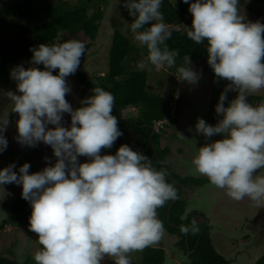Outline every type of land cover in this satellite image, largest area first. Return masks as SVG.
I'll list each match as a JSON object with an SVG mask.
<instances>
[{
    "label": "clouds",
    "instance_id": "9594fccd",
    "mask_svg": "<svg viewBox=\"0 0 264 264\" xmlns=\"http://www.w3.org/2000/svg\"><path fill=\"white\" fill-rule=\"evenodd\" d=\"M162 3L125 0L123 5L134 17L133 42L148 51L138 65L142 71L176 64L178 52L166 43L172 32L163 22ZM183 3L190 4L193 17L187 37L199 45L206 41L208 65L217 79L230 82L215 108L216 125L202 118L195 125V132L206 141L217 135L223 139L199 147L192 164L232 200L248 198L256 207H264V175L259 174L264 170V103L254 106L247 99L264 90V24L245 22L239 13L240 0ZM30 51L32 67L16 66L10 73L17 82L16 92L2 95L19 117L14 139L22 146H50L56 162L33 174L29 163L18 173L13 163L0 170V186H22V199L30 203V231L38 235L41 245L34 254L35 264H102L105 257L113 258L114 264H131V253L162 239L164 226L157 210L175 201L177 190L166 171H157L145 154L127 144L115 155L101 154L123 135L110 92L93 89L94 94L77 109L66 100L71 93L66 78L77 72L86 54L83 41L40 44ZM178 73L179 81L190 85L201 78L190 64L179 67ZM229 92H236V98L228 101ZM66 113L70 127L62 123ZM8 116L7 111L0 115V153L8 147ZM80 157L87 162L81 163ZM45 160L51 164L49 158ZM180 231L195 233L199 227L193 221Z\"/></svg>",
    "mask_w": 264,
    "mask_h": 264
},
{
    "label": "rangeland",
    "instance_id": "374dc122",
    "mask_svg": "<svg viewBox=\"0 0 264 264\" xmlns=\"http://www.w3.org/2000/svg\"><path fill=\"white\" fill-rule=\"evenodd\" d=\"M56 1L37 0L36 4L31 6L30 9L20 14L15 10V0H0V13L4 19V24L0 27V39L3 42H9L18 34L34 31L36 27L47 23L49 16L45 9L48 5ZM66 1H70L73 4H80L87 0ZM92 1L98 6H101L104 14L100 19L97 40L94 42L87 40L86 42L91 45V49L83 59L82 66L90 78H98L106 76L110 72V48L114 32L118 31L133 40V34L131 32L132 17L118 0ZM170 1L173 4L183 3V0ZM260 1L240 0L238 6L239 13L245 22L255 23L259 21L264 24V4ZM251 8L255 9L252 13ZM91 14H93V11H90ZM188 17V21L193 20L192 15ZM176 29L181 30V27ZM67 40V38H62L58 43ZM135 45L140 49L141 58L136 67L128 68L129 73L142 71L138 65L148 55L145 47H141L137 43ZM129 64L130 62L127 60L126 65ZM184 64L187 67L190 63L185 61ZM18 65H23L25 68L32 67L30 62L24 65V60L19 59L17 63L10 66L8 82H5L6 84L4 82H2L4 84H0V115H3L7 111L10 121L5 133L8 140V147L3 153H0V170L14 163L16 164V169L14 170L18 173L19 167L25 163H29L31 165L29 174H33L42 171L45 167L54 166L56 158L52 148L48 145L40 143L36 147L22 146L14 139L18 135L17 120L19 117L18 114L10 111V102L2 94L4 93L3 90L6 92H16L17 82L11 79L10 73ZM178 66L179 64L176 63L173 67L165 66L160 69L153 67L151 71H144H147L149 74L148 91L162 97L167 102V117L164 122L157 123L154 128L156 131H164V137L165 139L166 137L168 138L166 141L172 148L166 146V143L161 138H158L157 147L159 153L162 154L161 158L164 160V156L168 154L177 155L174 160L172 158L169 160L171 163L174 161V165L176 164L175 161H177L180 164L178 167H185L188 170V174L186 172L185 174H181L175 171V174H172L180 180L184 179L185 183L191 178L190 180L194 184H197L195 183L197 180L201 183L206 180H204L205 178L200 179V175H193L191 170L194 168V165L192 161L188 160L186 150L188 147H191L193 151L199 149L197 144L199 141L195 137H192V132L195 131L198 118L204 119L208 124L213 126L218 122L219 117L216 114L215 108L226 86L221 85L216 76L207 74L192 64H190V67L198 74H201L199 82L196 85L181 82L179 81V73L176 71ZM38 67L44 70L43 65H39ZM66 80L71 88V93L66 95V100L71 104L73 109L82 107V101L84 100L82 97L83 86L74 76H69ZM16 94L19 95L20 93L17 92ZM236 96V92H229L228 101L235 99ZM201 99L204 101V104H202ZM247 99L254 106L259 102H264V90L248 95ZM198 101L202 102L201 105L203 107L199 106ZM225 106H228V102L225 103ZM198 108L201 109L198 110ZM122 117L137 120L139 111L138 109L129 108L122 113ZM62 123L63 126L70 127L71 117L69 114H64ZM49 127L54 128L52 125ZM181 134L184 135V138H181ZM221 139L223 137L217 135L209 141L215 142ZM101 154L111 155L107 149H102ZM46 157L49 158L51 164L46 162ZM178 157H182L183 159H179ZM79 160L81 163L87 162L86 157H80ZM160 164L163 165L164 163L160 162ZM193 178L195 179L192 180ZM21 194L22 186L16 184L0 186V226L4 222L8 223L4 229L0 228V255L9 259L24 261L29 256L34 255L41 247L37 242L38 235L30 231V224L25 225L17 221L14 223L12 219L9 205L13 201L22 198ZM187 199L189 206L185 210L186 214L195 211L202 215L201 217H198L200 216L198 215L197 220L208 221V224L211 226V245L220 257L226 259L228 264H256L260 258L264 257V241L260 242L257 247L245 251L247 247H250L254 243L255 233H251L249 229L253 228L252 220L256 215L257 209L262 207H256L253 202H250L246 198L242 201H234L227 195L219 197V195H213V193L209 192H205L204 194L197 193L196 195L191 193ZM170 206L172 207V205ZM245 214L248 216L249 221L242 218ZM260 214L262 216L264 215V209L261 210ZM204 215L206 216L204 217ZM158 219H160L159 215ZM178 241L177 235H171L164 228L162 239L152 247L162 248L166 251L168 256L166 264H185L188 258L184 251L177 246ZM142 252L139 251L130 254L131 264H142ZM102 264H114L113 258L105 257Z\"/></svg>",
    "mask_w": 264,
    "mask_h": 264
},
{
    "label": "trees",
    "instance_id": "16d2710c",
    "mask_svg": "<svg viewBox=\"0 0 264 264\" xmlns=\"http://www.w3.org/2000/svg\"><path fill=\"white\" fill-rule=\"evenodd\" d=\"M118 1L122 5L125 3V0ZM36 2L37 0H15V10L22 14ZM193 2L195 0H190V3ZM260 2L264 4V0ZM189 6L190 4H173L170 0H163L160 8L163 21L170 26L172 32L171 39L166 42L167 46L170 50L178 52L176 63L179 66L176 71L178 72V68L181 66L186 67L184 62L188 61L205 73L215 76L214 71L207 63L206 41L205 44L199 45L187 37L188 28L192 27V21H188L186 18L192 15L188 10ZM250 10L252 13L255 9L251 8ZM45 11L49 16V21L44 25L36 27L34 31L22 32L9 42H3L0 39V82L5 83L8 81L10 66L17 63L19 59L24 60V65L31 61L33 55L30 51L31 48H38L40 44H59L58 41L62 38L83 41L86 45V54L81 57L79 70L71 76L78 79L83 86L82 97L84 100L91 97L94 94L93 89L97 87L110 92L114 96L113 115L117 117L118 127L123 132V135L118 138L113 147L107 150L111 155H115L122 145L127 144L134 151L142 152L151 160L152 166L157 171H166L168 182L175 187L178 193V185L171 179L175 176L171 172L167 173V169L160 164L163 161L162 154L159 153L157 147L158 138L160 137L156 133L153 134L156 124L164 122L167 117V102L162 97L148 91L149 74L147 71L128 72V68L137 66L141 58L140 49L131 38L118 31L114 32L110 48L109 74L88 79L82 61L91 49V45L86 43L87 40L94 42L98 38L100 19L104 14L101 6L93 3L92 0L80 4L57 0L55 3L48 5ZM90 11H93V14L90 15ZM133 21L134 17H132ZM3 24L4 19L0 13V27ZM178 27H181V30H177ZM127 60L130 62L129 65H126ZM53 74H58V70ZM219 83L227 86L230 82L219 79ZM129 108L138 109L139 117L137 120L132 118L124 120L120 116ZM182 182H184V179ZM170 205L172 207L169 211ZM185 209L184 201L177 198L175 201L167 202L157 210L159 220L163 223L164 228L171 235H177L179 239L177 246L184 251L188 258L185 264H228L226 259L220 257L211 245V226L208 221L197 220L199 213L193 211L186 214ZM9 210L14 223L17 221L25 225L30 224L29 217L32 208L28 201L22 198L17 199L9 205ZM193 221L198 225L199 231L195 233L190 231L188 234H183L180 231L181 226H191ZM7 224V222H4L0 228L4 229ZM39 246L41 247V245ZM167 259V253L162 248L149 246L142 252V264H166ZM0 264H35L34 255L29 256L24 261L9 259L0 255ZM256 264H264V257L260 258Z\"/></svg>",
    "mask_w": 264,
    "mask_h": 264
},
{
    "label": "flooded vegetation",
    "instance_id": "af4514ba",
    "mask_svg": "<svg viewBox=\"0 0 264 264\" xmlns=\"http://www.w3.org/2000/svg\"><path fill=\"white\" fill-rule=\"evenodd\" d=\"M8 82V81H7ZM0 84H4V83H2V82H0ZM6 84V83H5ZM3 92L4 93H6V91L5 90H3ZM201 95V94H200ZM199 95V96H200ZM198 99H200V98H198ZM202 100V99H201ZM203 102V103H202ZM202 102H200V101H198V104H199V106L200 107H203V105H201V103L202 104H204V101L202 100ZM260 103H264V102H259V103H257L256 105H258V104H260ZM198 106V107H199ZM201 108H198V110H200ZM122 116V115H121ZM124 120H126V119H128V118H125V117H122ZM156 134H158V136L163 140V142H165L166 143V146H168V147H170V145H168V142L166 141V139H168L167 137H166V139H165V137H164V131L163 130H161V131H157V133ZM199 136H200V138H199ZM192 137H195L196 138V140H198L197 142V144H198V148L199 147H202V146H204L205 145V143H208V142H210V141H206L205 139H204V137L202 136V135H199V134H197L195 131L194 132H192ZM192 137H190V138H192ZM199 138V139H198ZM188 146V145H187ZM171 148V147H170ZM172 149V148H171ZM187 151V158H188V160H190V161H192L193 160V158L198 154V150H196V151H193V150H191V147H188V149L186 150ZM171 154H168V155H166V156H164V160L163 161H161V162H163L164 164V167L167 169V173L168 172H171V173H173V174H175L174 173V171L175 172H178V173H181V174H185V172H186V174H188V170H186L185 169V167L184 168H179L178 166H180V164L177 162V161H175L176 162V164L174 165V159L177 157V155H171ZM173 159L172 161V163H171V161L169 160V159ZM179 159L181 158V159H183L182 157H178ZM179 159H178V161H179ZM192 172H193V175H200V174H198L197 172H196V170H195V167L191 170ZM259 174H261V175H264V170H261L260 171V173ZM177 175V174H176ZM178 177H171V179H172V181L174 182V183H176L177 185H178V198H180V199H182L183 201H184V203H185V210H187V207L189 206L188 205V199H187V197L189 198V196H190V194L191 193H193V195H196L197 193H199V194H204L205 192H209V193H213V195H219V197L220 196H226L227 194H226V191L225 190H222V189H218V188H216V187H214L213 185H211L210 184V181L208 180V178L207 177H205V176H202V175H200V179L201 178H205L204 180H206V181H204V182H202L201 184H199L200 182H199V180H197L195 183H197V184H194L190 179V181L188 180V182H182V180H180L179 178L177 179ZM195 178H193L192 180H194ZM199 179V178H198ZM200 181H202V180H200ZM199 182V183H198ZM189 193V194H188ZM247 200H249L248 198H246ZM250 202H252V201H250ZM251 205V204H250ZM259 208V207H258ZM264 208L262 207V208H259V209H257V212H256V215H255V217L253 218V220H252V223H253V228L252 229H249L250 231H251V233H255V237H254V243L250 246V247H247L246 249H245V251H249V249H253V248H255V247H257V245H259V243L260 242H262V241H264V215L262 216L261 214L259 215V213L261 212V210H263ZM185 213H186V211H185ZM206 215H204V217H205ZM244 220H246V221H249V218H248V216L245 214L243 217H242ZM263 244H264V242H263Z\"/></svg>",
    "mask_w": 264,
    "mask_h": 264
},
{
    "label": "water",
    "instance_id": "95a60500",
    "mask_svg": "<svg viewBox=\"0 0 264 264\" xmlns=\"http://www.w3.org/2000/svg\"><path fill=\"white\" fill-rule=\"evenodd\" d=\"M88 76V79H90V76L89 75H87ZM83 105V104H82ZM153 133H157V131L154 129L153 130ZM155 154L157 155V152H156V150H155ZM179 197V196H178ZM171 210V206L169 207V211Z\"/></svg>",
    "mask_w": 264,
    "mask_h": 264
},
{
    "label": "built area",
    "instance_id": "2783aa9c",
    "mask_svg": "<svg viewBox=\"0 0 264 264\" xmlns=\"http://www.w3.org/2000/svg\"><path fill=\"white\" fill-rule=\"evenodd\" d=\"M187 19L189 18L188 16L186 17ZM179 30V29H178Z\"/></svg>",
    "mask_w": 264,
    "mask_h": 264
}]
</instances>
